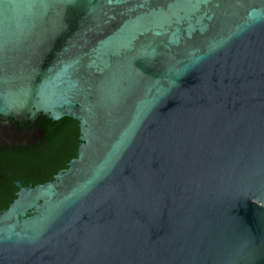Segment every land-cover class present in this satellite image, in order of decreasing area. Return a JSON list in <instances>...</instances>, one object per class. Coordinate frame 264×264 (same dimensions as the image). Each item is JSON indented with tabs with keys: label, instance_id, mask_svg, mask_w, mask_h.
Returning a JSON list of instances; mask_svg holds the SVG:
<instances>
[{
	"label": "water",
	"instance_id": "1",
	"mask_svg": "<svg viewBox=\"0 0 264 264\" xmlns=\"http://www.w3.org/2000/svg\"><path fill=\"white\" fill-rule=\"evenodd\" d=\"M78 121L0 211V264H264V0H0V120Z\"/></svg>",
	"mask_w": 264,
	"mask_h": 264
},
{
	"label": "trees",
	"instance_id": "2",
	"mask_svg": "<svg viewBox=\"0 0 264 264\" xmlns=\"http://www.w3.org/2000/svg\"><path fill=\"white\" fill-rule=\"evenodd\" d=\"M36 123L43 129L42 142L14 146L3 144L0 147V211L15 198L18 190L15 180L23 185L49 181L77 155L80 142L77 120L69 116L54 120L40 114ZM4 171L8 174L5 175Z\"/></svg>",
	"mask_w": 264,
	"mask_h": 264
},
{
	"label": "flooded vegetation",
	"instance_id": "3",
	"mask_svg": "<svg viewBox=\"0 0 264 264\" xmlns=\"http://www.w3.org/2000/svg\"><path fill=\"white\" fill-rule=\"evenodd\" d=\"M39 115L35 117L34 120H21L16 121L14 119H9L10 121H1L0 120V147L3 144L8 146L14 145H31L36 142L43 141V129L40 124L36 123V119ZM7 123V130L1 129L4 123ZM2 132L4 133H1ZM71 154V153H68ZM67 154V155H68ZM30 172L34 173L33 170ZM5 175L8 174L7 171H4ZM32 182V181H30ZM32 184V183H31Z\"/></svg>",
	"mask_w": 264,
	"mask_h": 264
},
{
	"label": "rangeland",
	"instance_id": "4",
	"mask_svg": "<svg viewBox=\"0 0 264 264\" xmlns=\"http://www.w3.org/2000/svg\"><path fill=\"white\" fill-rule=\"evenodd\" d=\"M6 126H8V125H7V123L5 122V123L3 124V126H2L1 129H3L4 131L7 130V129H6ZM1 133H3L2 130H1ZM3 135H4V133H3Z\"/></svg>",
	"mask_w": 264,
	"mask_h": 264
}]
</instances>
